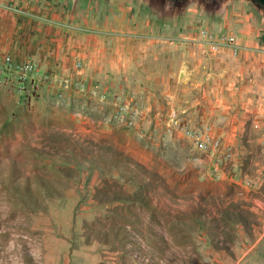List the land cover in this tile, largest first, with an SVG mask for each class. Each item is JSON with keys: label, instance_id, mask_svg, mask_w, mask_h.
<instances>
[{"label": "rangeland", "instance_id": "1", "mask_svg": "<svg viewBox=\"0 0 264 264\" xmlns=\"http://www.w3.org/2000/svg\"><path fill=\"white\" fill-rule=\"evenodd\" d=\"M70 1L2 27L33 69L0 72V264H264V170L174 122L216 134L196 62L241 43L216 24L243 0Z\"/></svg>", "mask_w": 264, "mask_h": 264}, {"label": "crops", "instance_id": "2", "mask_svg": "<svg viewBox=\"0 0 264 264\" xmlns=\"http://www.w3.org/2000/svg\"><path fill=\"white\" fill-rule=\"evenodd\" d=\"M74 2L0 0V39L3 26L17 24L19 21L26 25L29 23L28 15L37 13L39 18L52 17L54 20L70 16L66 8L73 12ZM251 3L250 0H243L241 5H237L235 13H226L216 24V27L224 24L225 29L230 30V20L239 22L242 27L238 35L240 49L235 53L230 47L224 46L204 53L201 57L205 61L196 62L199 68L200 64L204 68V77L197 82V88L212 91L208 95L205 93L206 97L212 99V128L216 135L222 137L224 144L231 147L233 166L245 169L252 162L257 170H264V33L256 34L252 24L248 23L246 13ZM126 5L124 1L120 5L121 9H127ZM6 52H12L16 57L11 48L0 49L1 54ZM188 53L184 52V63L188 61ZM225 168L223 166L224 172ZM261 213L264 217V209Z\"/></svg>", "mask_w": 264, "mask_h": 264}, {"label": "built area", "instance_id": "3", "mask_svg": "<svg viewBox=\"0 0 264 264\" xmlns=\"http://www.w3.org/2000/svg\"><path fill=\"white\" fill-rule=\"evenodd\" d=\"M225 40L232 45L235 53L239 51L240 46L236 43L234 36L226 37ZM5 66H9L8 68H12L14 71L15 68H17L18 73L22 76L33 69V63L31 61H18L15 59L12 52H6L3 54L0 53V72L4 71ZM172 115L176 117L177 112L173 111ZM174 122L180 130L191 137L194 146L198 150L213 153L215 157H217L218 160L223 163L232 160L233 152L224 144L220 136L201 128H194L188 124H185L184 121L176 120Z\"/></svg>", "mask_w": 264, "mask_h": 264}, {"label": "water", "instance_id": "4", "mask_svg": "<svg viewBox=\"0 0 264 264\" xmlns=\"http://www.w3.org/2000/svg\"><path fill=\"white\" fill-rule=\"evenodd\" d=\"M255 3H257L260 7L264 8V0H253Z\"/></svg>", "mask_w": 264, "mask_h": 264}, {"label": "flooded vegetation", "instance_id": "5", "mask_svg": "<svg viewBox=\"0 0 264 264\" xmlns=\"http://www.w3.org/2000/svg\"><path fill=\"white\" fill-rule=\"evenodd\" d=\"M175 1V0H174Z\"/></svg>", "mask_w": 264, "mask_h": 264}]
</instances>
